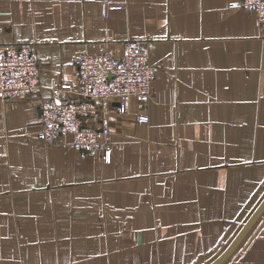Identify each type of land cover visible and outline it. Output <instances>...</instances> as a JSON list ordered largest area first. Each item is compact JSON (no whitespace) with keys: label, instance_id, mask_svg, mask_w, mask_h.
Wrapping results in <instances>:
<instances>
[{"label":"crops","instance_id":"obj_1","mask_svg":"<svg viewBox=\"0 0 264 264\" xmlns=\"http://www.w3.org/2000/svg\"><path fill=\"white\" fill-rule=\"evenodd\" d=\"M231 1L0 0V43L31 44L41 69L39 89L0 100V264L226 252L264 203V23ZM131 38L157 75L127 115L113 104L111 163L44 142L40 103L77 77L76 56L119 57ZM223 264H264V210Z\"/></svg>","mask_w":264,"mask_h":264},{"label":"built area","instance_id":"obj_2","mask_svg":"<svg viewBox=\"0 0 264 264\" xmlns=\"http://www.w3.org/2000/svg\"><path fill=\"white\" fill-rule=\"evenodd\" d=\"M230 9H244L264 23V0H232ZM122 5L104 3L103 15ZM29 43H0V100L24 97L40 87V64ZM77 77L52 88L40 103L39 137L48 144L61 143L83 153L99 152L112 161L110 113L128 114V100L151 97L157 68L149 62L146 41L128 39L119 57L111 53L82 52L74 60ZM137 120L147 122L145 115ZM93 121L96 124H90ZM5 155L0 152V161Z\"/></svg>","mask_w":264,"mask_h":264},{"label":"water","instance_id":"obj_3","mask_svg":"<svg viewBox=\"0 0 264 264\" xmlns=\"http://www.w3.org/2000/svg\"><path fill=\"white\" fill-rule=\"evenodd\" d=\"M264 210V203L260 207V209L255 213V215L248 221V223L244 226L240 234L236 237V239L232 242V244L228 247L226 252L215 262L212 264H223L226 259L235 251L239 243L243 240V238L248 233L249 229L252 227V225L255 223V221L258 219V217L261 215V213Z\"/></svg>","mask_w":264,"mask_h":264}]
</instances>
